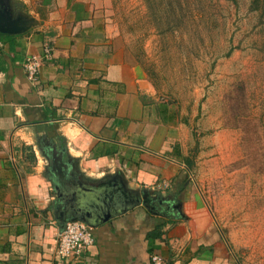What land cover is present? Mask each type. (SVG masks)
Here are the masks:
<instances>
[{
    "label": "crops",
    "instance_id": "crops-1",
    "mask_svg": "<svg viewBox=\"0 0 264 264\" xmlns=\"http://www.w3.org/2000/svg\"><path fill=\"white\" fill-rule=\"evenodd\" d=\"M112 1L13 0L34 25L0 35V264H241L185 164L189 130L118 41ZM45 46L33 85L23 62ZM72 220L94 242L58 259Z\"/></svg>",
    "mask_w": 264,
    "mask_h": 264
},
{
    "label": "rangeland",
    "instance_id": "rangeland-1",
    "mask_svg": "<svg viewBox=\"0 0 264 264\" xmlns=\"http://www.w3.org/2000/svg\"><path fill=\"white\" fill-rule=\"evenodd\" d=\"M250 1L159 34L143 0H113L111 22L189 130L193 178L241 264H264V23Z\"/></svg>",
    "mask_w": 264,
    "mask_h": 264
},
{
    "label": "trees",
    "instance_id": "trees-1",
    "mask_svg": "<svg viewBox=\"0 0 264 264\" xmlns=\"http://www.w3.org/2000/svg\"><path fill=\"white\" fill-rule=\"evenodd\" d=\"M143 2L152 27L159 34L181 29L188 20L192 23L214 22V18L221 15V2L234 6L238 4V0H143ZM249 10L258 14L259 22L264 23V0H251ZM184 160L188 168L192 170L191 157L187 156Z\"/></svg>",
    "mask_w": 264,
    "mask_h": 264
},
{
    "label": "built area",
    "instance_id": "built-area-1",
    "mask_svg": "<svg viewBox=\"0 0 264 264\" xmlns=\"http://www.w3.org/2000/svg\"><path fill=\"white\" fill-rule=\"evenodd\" d=\"M51 48L45 46L42 55L33 54L23 62L24 73L30 83L36 85L40 67L44 59L51 58ZM93 230L90 226L77 220L68 221L57 237L56 257L58 259H75L82 255L93 244ZM151 264H167L160 254L153 253Z\"/></svg>",
    "mask_w": 264,
    "mask_h": 264
},
{
    "label": "water",
    "instance_id": "water-1",
    "mask_svg": "<svg viewBox=\"0 0 264 264\" xmlns=\"http://www.w3.org/2000/svg\"><path fill=\"white\" fill-rule=\"evenodd\" d=\"M33 25V19L15 9L13 0H0V35L21 34Z\"/></svg>",
    "mask_w": 264,
    "mask_h": 264
}]
</instances>
